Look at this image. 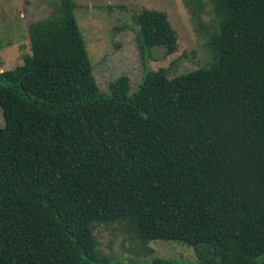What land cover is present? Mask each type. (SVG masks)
<instances>
[{"label": "trees", "instance_id": "trees-1", "mask_svg": "<svg viewBox=\"0 0 264 264\" xmlns=\"http://www.w3.org/2000/svg\"><path fill=\"white\" fill-rule=\"evenodd\" d=\"M210 2L214 62L172 78L148 67L177 50L168 15H137L133 95L126 76L100 89L76 0L29 24L31 53L0 69V264H143L101 251L114 222L197 257L146 264H264V0Z\"/></svg>", "mask_w": 264, "mask_h": 264}, {"label": "rangeland", "instance_id": "rangeland-1", "mask_svg": "<svg viewBox=\"0 0 264 264\" xmlns=\"http://www.w3.org/2000/svg\"><path fill=\"white\" fill-rule=\"evenodd\" d=\"M75 11L101 90L111 92L120 77L129 79V95L138 90L146 66L141 54L136 17L143 9L160 10L177 32V50H149L148 67L165 68L169 77L189 74L214 62L209 31L216 17L210 0H76ZM59 0H0V69H13L31 53L29 24L55 13ZM189 3V5H188ZM5 120L0 106V127ZM94 233L101 251L115 261L146 264L156 256L196 261L195 249L174 240H138L124 222L97 223Z\"/></svg>", "mask_w": 264, "mask_h": 264}]
</instances>
